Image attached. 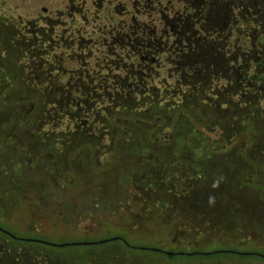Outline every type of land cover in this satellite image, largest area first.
<instances>
[{
  "label": "flooded vegetation",
  "instance_id": "flooded-vegetation-1",
  "mask_svg": "<svg viewBox=\"0 0 264 264\" xmlns=\"http://www.w3.org/2000/svg\"><path fill=\"white\" fill-rule=\"evenodd\" d=\"M7 48L14 70L4 73L19 96L44 108L29 132L10 130L13 147L29 135L60 163L74 155L71 162L84 159L89 170L110 161L116 147L151 149L139 138L145 126L131 144L117 139L135 121L128 117L174 120V147L181 119L191 142L197 136L204 145L203 162L226 166L221 175L142 174L134 187L118 175H95L89 195L120 190L140 206L167 203L228 227L236 220L264 227V16L250 0H0L1 72ZM194 116L206 125L200 135ZM56 174L46 175L49 185H76L75 175ZM46 192L36 205L50 201Z\"/></svg>",
  "mask_w": 264,
  "mask_h": 264
},
{
  "label": "rangeland",
  "instance_id": "rangeland-1",
  "mask_svg": "<svg viewBox=\"0 0 264 264\" xmlns=\"http://www.w3.org/2000/svg\"><path fill=\"white\" fill-rule=\"evenodd\" d=\"M250 2L257 11L258 16L262 18L264 16V0H250ZM2 54L4 56L2 61L4 70L12 73L15 59L13 55L15 53L8 49L4 50ZM7 87L8 84L0 77V92L5 91ZM16 89L20 92L21 87L17 84ZM194 117L196 118L195 121L198 123V127L196 125L197 123H195V125L199 129L194 128V135H200V133H204L202 129L205 128L206 125H203L205 123L201 120V117ZM10 118L15 124L16 118H12L11 116ZM6 121L7 120H5V122ZM8 121L10 120L8 119ZM183 123L184 122H181L180 119L178 124L179 135L177 142H175L174 162H172V164L164 167L162 165L153 166L149 159H147L149 162H146L144 159V156L149 158L150 150H146L143 145L133 147V151L137 154L141 163L136 166L129 180H125L126 175H118L121 183L129 187H134L132 180L138 175L145 174V168L152 172L155 171L156 175L162 176L173 175L175 172L176 175H182V173L185 175H205L203 171L204 168L202 167L203 160H205L203 153L204 149L202 148L204 145H201L197 136H194L196 140L195 143L191 142L192 138L190 139V135L188 136L185 132L186 126H184ZM33 124L35 125V123L31 121L30 124L26 126L28 132ZM199 124H201V126ZM9 125L10 124H4L3 127L6 129ZM142 134L143 136L139 138H146L144 133ZM22 139L23 142L27 144L31 143L29 135ZM187 140H189L188 143ZM27 144H25L26 147ZM0 145H2V143H0ZM39 146L40 150H42L40 154H45L46 142H41ZM16 148V150H20L19 147ZM29 148L30 147H28V149ZM158 158H160L159 164L166 160V158L162 156ZM25 160L26 158L18 164L12 163L0 168V226L2 228L20 238L43 240L52 244L98 242L104 239L120 237L125 239L129 245L136 248H127L125 247L126 245L120 241L109 242L102 245L68 246L64 248L52 247L40 243H29L28 245H24L26 247H41L47 250L46 254H41L38 249L32 253L30 250H26L24 246L16 245L18 243L13 242L10 238L0 233V264H19L18 253L22 251L26 259L23 262L25 264H78V262L81 263L82 261L84 264H89L90 261V264H104V259L111 256L110 252L112 251L118 254L117 258L120 261L132 258L144 264H150L151 260H156L162 264H215L217 262L216 260L220 259L213 258L209 259V262H204L205 259L203 258L194 259L187 255H165L163 253L142 250L140 248H156L170 253H200L231 250L240 253L252 252L264 254V227H257L248 223L244 225L243 223L241 224L239 220L234 221L235 226H230L231 236L225 238L228 242L215 240L211 243L201 244L199 246L188 245L184 243L181 237H176V241L173 242V237L167 234L152 235L151 231H146L154 228L152 221L147 222L142 218V216L146 215L148 212L145 214L138 213L136 221L139 223H137L135 227H133L134 223H132L133 219L130 217V214L125 211L121 212L117 218L109 217L107 220H104V222H99L98 225L95 211L84 213V209L92 202L91 200L97 198L99 201L102 199L108 202L113 200L109 202L111 205L114 202L116 204L125 203L123 206H125L129 212H133L134 209H139V204H141L137 200L138 196H134L133 200V198L125 195V192L120 190L116 191V189V192L113 193L103 192L101 195H89V193L96 191L95 188L97 183L95 179H97V177L95 175H75L76 180L74 184L76 183V185L73 188L71 187L63 190L55 184L50 183L49 185L46 182V175H34V173L39 172L46 173V156L43 157V160H40L36 169H31L29 167L27 163L28 158L26 161ZM79 163L82 164L81 166H85L84 159H81ZM60 164L63 165V163ZM77 166L80 165L77 163ZM48 170L51 172L53 171L55 173L54 175H57L58 168L50 166ZM15 172L16 175H10ZM37 176L39 177L37 178ZM99 182L105 184V186L101 187L108 186L107 179L99 180ZM111 187L113 188L112 185H110L109 188ZM48 188L52 196L50 201L48 203L46 202L44 205H36V201L42 204V200L46 199V189ZM33 190H38L39 192L36 193ZM96 201L97 200H95V202ZM130 204H133V206H129ZM47 206L53 210L46 209L48 208ZM144 211L145 210L142 212ZM76 218L79 221L76 225L73 224V221L70 222L71 219L75 221ZM80 221H82V223H80ZM68 222L70 223L68 224ZM138 227L141 230L136 229ZM95 256H99L103 259ZM233 258V260H237V257L233 256ZM248 262L252 264H264V261L257 256L251 257V259H248Z\"/></svg>",
  "mask_w": 264,
  "mask_h": 264
},
{
  "label": "trees",
  "instance_id": "trees-1",
  "mask_svg": "<svg viewBox=\"0 0 264 264\" xmlns=\"http://www.w3.org/2000/svg\"><path fill=\"white\" fill-rule=\"evenodd\" d=\"M1 74L5 76V78L8 80L7 81L8 87L5 91L0 92V143H2V145H0V168L4 165H8L12 163L18 164L20 159L26 158L27 160L28 158L27 163L29 167L31 169H36L37 164L40 162V160H43L44 157V154H40L41 150L39 144L33 141V137L30 136L31 143L27 144L25 142H21L22 144L20 146H16L20 148V150H16L18 152V155H16V151H14V148L15 149L17 148L13 147L14 143L11 141V139L13 138L12 136H9V134L11 129H15L14 134L16 133L17 129L19 131L25 130L26 126L30 124L31 121L35 124H39L40 118L38 116L39 114H37V111H39V109L43 107L38 99L35 98L25 99L19 96L17 94L18 91L16 89L17 84L13 81L10 75L9 74L6 75L4 73V69L1 72ZM10 116L12 118H16L15 124L11 120ZM8 119L10 121H8ZM5 120L7 121L5 122ZM127 120L129 121L135 120V121H132L131 123L127 124L126 131L123 133H119L117 139H123L124 141H127L128 144H131L134 139L138 138L139 135L138 127L145 126L147 130L146 132L147 141L150 144L151 143L155 144L157 142L156 145L151 144L152 147L150 149V156L149 158L148 157L144 158L145 161L146 162L150 161V163H152L153 166L162 165L163 167L168 166L172 164V162H174L173 161L174 139H175L174 120L167 119L164 117H159L157 115H154L153 113L147 114L146 116L140 115L136 117H128ZM4 124H10V125L5 129L3 127ZM16 125L17 127H15ZM160 129H162L161 132ZM25 144H27V147ZM28 147L30 148L28 149ZM214 148L215 147H209L210 150H214ZM49 154H52V157L50 159H46L47 162L50 161V163H47L46 173L39 172V173H34V175H54L55 173L53 171L52 173L50 170H48L50 166L51 167L53 166V168L55 167L58 168L57 172H59V175H132L134 168L141 163L139 161L137 154L134 153L133 148L126 146L114 148L110 161H107L103 165L102 164L96 165L93 161V164L91 165L89 170L86 167L77 166L76 163H72L71 160H72V156L74 155H71L68 158V165L65 164L61 165L54 153L53 148H48L46 150V155ZM160 156L166 158V160L163 161V163L161 164H159L160 158H158ZM147 159H149V161ZM202 167L204 168L205 175H221V173L223 172L222 167L224 169L226 166H224V164L220 165L218 159L213 158L212 160H210L209 163L203 162ZM234 167H235L234 165L227 164V169L232 173H233L232 169ZM153 172L149 171V169L147 168L144 169V173L146 175H156V172L155 173ZM10 175H16V172ZM182 175L185 174L182 173ZM75 180L76 178H74V181ZM91 201L94 202L93 200ZM97 201H99L98 198ZM111 201L113 200H110L109 202ZM92 202H90L86 207V209H84L85 210L84 213L95 211L97 224L101 221L104 222V220H107V218L109 217L117 218V216L121 212L125 211L126 213L130 214V217L133 219L132 223H134L133 227H135L137 223H139L136 221L138 213L145 214L146 212H148L146 215H143L142 218L147 222L152 221V224L155 229L153 228L146 231H151L152 235L167 234L170 237H173V242L176 241V237H181L184 240V243L192 246H199L201 244L211 243L215 240L228 242L225 238L231 236L230 234L231 227L225 226V224H223L221 221L218 220L211 221L208 219L203 220V218L196 217L193 214L185 213L180 210L173 211L171 210V208L167 207V203H163L162 205L161 204L157 205V203L155 202L144 203L139 207V209H134L133 212H129L126 209V207L123 206L125 205V203L116 204L114 202L111 205L108 201L102 199L101 201L98 202V207H94V205L91 204ZM143 210L145 211L142 212ZM71 221H73V224L75 225L76 223L79 222L77 218L75 221L73 219H71L70 222ZM70 222H68V224ZM80 223H82V221H80ZM136 229L141 230L139 227ZM10 239L13 242L18 243L16 245L19 246L28 245L29 243H36V242L13 240L12 238ZM24 247L26 250H30L32 253H34L33 251H36L37 249L41 254H46L47 251L41 247H30V246L29 247L24 246ZM110 254L111 256L104 259L105 260L104 264H144L143 262L136 261L132 258H128L127 260L120 261L117 258L118 254L115 251L110 252ZM18 256H19L18 257L19 264H25L23 263L24 260H26L24 252L22 251L18 253ZM190 256L194 259L203 258L205 259L204 262H209V259L220 258L216 260L217 262L215 264H246V263L252 264L251 262H248V259L254 257V256H245L238 254H228V253H221V254H215L209 256L198 255V254L190 255ZM233 256L237 257V260H233L234 259ZM95 257H99V256H95ZM173 257H178V256H173ZM260 259L264 261L263 258ZM90 263L91 261L89 262V264ZM78 264H84V262L83 261L81 263L78 262ZM150 264H162V263L156 260L154 261L151 260ZM191 264H196V263H191ZM201 264H205V263H201Z\"/></svg>",
  "mask_w": 264,
  "mask_h": 264
},
{
  "label": "water",
  "instance_id": "water-1",
  "mask_svg": "<svg viewBox=\"0 0 264 264\" xmlns=\"http://www.w3.org/2000/svg\"><path fill=\"white\" fill-rule=\"evenodd\" d=\"M0 232L9 236L10 238H12L13 240H18V241H27V242H36V243H40V244H44V245H48V246H52V247H59V248H64V247H68V246H92V245H102V244H106L109 242H115V241H120L122 243H124L127 247L129 248H136L133 247L131 245L128 244V242L120 237H114V238H109V239H104L98 242H78V243H66V244H52L43 240H37V239H26V238H20L18 236H16L15 234L11 233L10 231L2 228L0 226ZM142 250H148V251H153V252H158V253H163L165 255H215V254H221V253H228V254H238V255H245V256H257L260 258L264 259V254L261 253H252V252H236V251H231V250H223V251H213V252H194V253H182V252H176V253H170L161 249H156V248H140Z\"/></svg>",
  "mask_w": 264,
  "mask_h": 264
}]
</instances>
